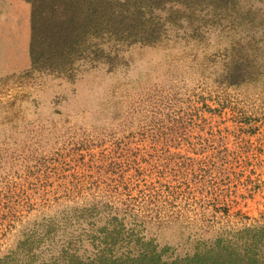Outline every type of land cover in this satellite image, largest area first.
I'll return each mask as SVG.
<instances>
[{"label": "rangeland", "instance_id": "374dc122", "mask_svg": "<svg viewBox=\"0 0 264 264\" xmlns=\"http://www.w3.org/2000/svg\"><path fill=\"white\" fill-rule=\"evenodd\" d=\"M34 1L0 0V264L116 259L137 235L176 258L264 225V68L227 74L263 51L264 0H97L121 29L32 54ZM151 193L189 222L151 223Z\"/></svg>", "mask_w": 264, "mask_h": 264}, {"label": "trees", "instance_id": "16d2710c", "mask_svg": "<svg viewBox=\"0 0 264 264\" xmlns=\"http://www.w3.org/2000/svg\"><path fill=\"white\" fill-rule=\"evenodd\" d=\"M221 1L227 7L230 3L233 6L235 4L234 0ZM114 7H111V4L100 5L94 0L89 5L91 12L84 15L86 12L84 0H35L32 10V54L37 53L41 47L45 52L65 51L73 44L78 29L84 25L100 26L103 23H114L121 29L122 13L115 12ZM108 15H111L110 18ZM247 24L254 26V19ZM144 33L150 38L151 32ZM262 39L263 41H257V43L263 42V51L260 54L257 52L259 50L257 47L243 46L239 54L232 59L227 72L230 84L252 80V76L258 74L260 68H264V33ZM251 40L254 41L255 38L252 37ZM262 97L264 99V94ZM144 200L145 204L155 206V216L150 222L156 223L158 227L190 220L187 219L188 207L170 209L167 196L164 198L162 194L151 193ZM138 219L140 218H135V221ZM125 227V222L122 221V232ZM134 232L135 230L132 229V235L136 236ZM134 246L135 251L124 253L116 259L108 258L103 253L87 263L70 260L66 264H264V225L246 226L230 238L219 235L201 241L192 254L188 253L176 258L166 256L170 247L160 249L154 239L145 241L137 235Z\"/></svg>", "mask_w": 264, "mask_h": 264}]
</instances>
